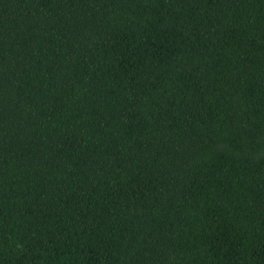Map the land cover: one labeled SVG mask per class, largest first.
<instances>
[{"label": "trees", "instance_id": "obj_1", "mask_svg": "<svg viewBox=\"0 0 264 264\" xmlns=\"http://www.w3.org/2000/svg\"><path fill=\"white\" fill-rule=\"evenodd\" d=\"M0 264H264V0H0Z\"/></svg>", "mask_w": 264, "mask_h": 264}]
</instances>
